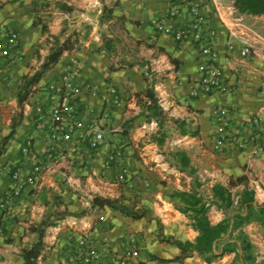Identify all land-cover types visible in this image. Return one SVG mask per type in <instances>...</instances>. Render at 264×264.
<instances>
[{
    "label": "crops",
    "instance_id": "crops-1",
    "mask_svg": "<svg viewBox=\"0 0 264 264\" xmlns=\"http://www.w3.org/2000/svg\"><path fill=\"white\" fill-rule=\"evenodd\" d=\"M213 1L221 5L220 17L213 12ZM202 2L204 21L215 30L213 45L231 87L227 93L191 95L198 77L194 44L189 40L174 42L153 31L152 18L170 19L176 26L187 23L191 15L186 5L171 15L166 0H110L111 17L104 23L107 0H0V140L16 120L14 134L0 155V196L9 188L13 169L28 172L34 163L44 168L37 184L23 187L0 213V264L23 263L21 250L38 237L31 227L45 218L53 224L45 228L37 264H65L68 252L84 235L95 243L108 238L109 254L118 252L127 237H135L139 264L242 263L236 261L233 251L208 261L197 252L175 260L180 248L162 239L193 240L197 234L177 208L180 199L173 195V191L190 189L193 182L170 158L168 152L175 148L189 157L200 183L196 190L202 196L209 197L216 182L228 186L232 193L246 184L253 189L254 205L264 203V16L238 11L234 0ZM37 19L45 23L46 31L42 32ZM111 22L144 45L140 51L146 60L143 64L127 58L116 62L114 45L103 43V27ZM232 30L235 36L230 34ZM11 32L18 35L16 47L8 44ZM68 35L69 48L19 105L22 77L39 67L53 36L62 41ZM246 45L249 53L242 56L240 50ZM74 59V82L80 87L75 118L89 127L92 118L106 108L103 95L110 88L118 94L117 104L107 107L109 117L97 118L94 129L103 132V141L96 146L77 128L66 138L54 139L49 134V89L61 84V75ZM147 83L153 85L163 109L160 126L155 118L146 119V98L138 94ZM218 105L228 108L230 127L239 135L248 139L253 131L258 134L261 152L255 153L251 143L243 149H212L215 125L211 110ZM254 114L259 121L253 127L250 120ZM27 141L30 151L24 154L21 148ZM112 144L123 150L122 164L128 170L125 181L116 180L114 165L104 164ZM239 177L242 180H236ZM95 195L145 214L133 218L99 206L93 203ZM207 215L215 223L224 212L211 205ZM242 229L252 244L255 262H264V225L251 220Z\"/></svg>",
    "mask_w": 264,
    "mask_h": 264
},
{
    "label": "built area",
    "instance_id": "built-area-1",
    "mask_svg": "<svg viewBox=\"0 0 264 264\" xmlns=\"http://www.w3.org/2000/svg\"><path fill=\"white\" fill-rule=\"evenodd\" d=\"M170 4V14L176 15L180 5H186L191 15L190 20L182 26H176L170 19L152 18L150 24L154 33L169 36L174 42H183L189 40L194 44L198 58L196 62L197 79L194 81L190 94L197 96L199 94L227 93L231 87L226 79L223 65L219 61V53L213 45L215 30L208 26L204 21V15L201 12L202 0H166ZM220 3L213 1V12L220 17ZM240 24V23H236ZM230 34L235 36L232 30ZM256 36H258L256 34ZM246 40V39H244ZM19 38L16 32H11L8 37V44L16 47ZM233 47L232 42L228 43V48ZM18 53V52H17ZM249 53V46H244L240 50L242 56ZM20 58V56H17ZM77 73V61L74 59L71 65L61 75V84L50 86L49 89V134L51 138H66L72 128L81 130V136L90 137L91 145H99L103 141V132L100 129H94L98 125V119L106 120L109 117L108 108L117 104L119 98L116 90L110 88L103 95V103L106 108L100 110L92 118L88 127L85 123L75 118L78 102L77 96L80 93V87L75 84L74 77ZM90 90H94L92 87ZM108 107V108H107ZM92 111V109H88ZM215 129L212 133V149L222 150L224 147L237 149L245 148L249 143L253 144L254 152L262 151V146L258 140V134L253 131L248 139H245L230 127V112L225 106H215L211 110ZM252 126H256L259 121L258 115L251 117ZM42 124H38L42 127ZM24 154L30 151V142L27 141L21 148ZM123 150L120 146L112 144L104 161L105 165L116 167V180L125 181L128 177V170L122 164ZM44 168L40 164L34 163L28 172L20 168H15L10 174V185L4 195L0 196V213L6 209L11 200L19 195L25 186H35ZM108 238H102L100 243H95L88 236H80L73 249L68 252L65 264H139L140 253L133 236H129L126 242L120 246L118 252L109 254Z\"/></svg>",
    "mask_w": 264,
    "mask_h": 264
},
{
    "label": "trees",
    "instance_id": "trees-1",
    "mask_svg": "<svg viewBox=\"0 0 264 264\" xmlns=\"http://www.w3.org/2000/svg\"><path fill=\"white\" fill-rule=\"evenodd\" d=\"M234 6L240 12L264 16V0H234ZM59 7L67 10L69 8L63 4H60ZM104 9L106 7H103ZM106 11V18L109 19L112 7H108ZM35 22L41 25L42 32L47 30L45 23L41 22L40 19L35 20ZM52 40L50 50L44 56L39 67L30 75L22 77L18 90L19 105L27 98L31 87L39 81L43 74L57 62L63 51L71 45L70 35L62 41H60L59 36H53ZM103 43L106 46H110L111 44L109 39H105ZM131 64L128 63V65ZM138 94H142L146 98L144 103L146 119L149 120L153 117L160 126L164 113L162 107L158 104V98L155 95L153 85L147 83L146 87ZM174 121L180 123L177 119H174ZM15 126L16 120H13L9 132L0 140V155L5 151L8 140L14 134ZM168 154L181 171H185V173L193 178L190 189L173 191V195H176L181 201V205H178L177 208L188 217L189 224L197 231L193 240H180L173 237L162 238L180 248V255L174 259L177 260L193 252H197L208 261L226 251H233L236 261L238 262L241 259V264H264L262 261L255 262L252 244L249 241L248 235L242 229V226L251 220H257L260 224L264 225V203L254 205L253 189L248 188L244 184V187L240 191L232 193L228 186L216 182L211 185L210 195L206 198L196 190L200 183L196 178L195 169L190 164L189 157L185 151L175 148L169 151ZM236 180L240 181L242 179L239 177ZM262 188L264 189V185ZM93 203L99 206L106 205L133 218L141 217L145 214L144 211L131 209L126 204L110 197L95 195ZM211 205L221 208L224 212L223 217L215 223H212L207 215V211ZM51 224H53V221L45 218L31 227V229L37 232L38 237L29 247L21 250V256L23 257L22 264H37L38 257L42 255L44 248L43 236L45 228ZM217 250L219 251L217 252Z\"/></svg>",
    "mask_w": 264,
    "mask_h": 264
},
{
    "label": "rangeland",
    "instance_id": "rangeland-1",
    "mask_svg": "<svg viewBox=\"0 0 264 264\" xmlns=\"http://www.w3.org/2000/svg\"><path fill=\"white\" fill-rule=\"evenodd\" d=\"M109 4L110 0H107V5H105L106 9ZM103 19H105L103 22L107 23L106 15L103 16ZM103 37L109 39L111 43L110 45H114L113 55L117 58L116 62H118L121 58H127L128 61L138 62L141 64L146 61L144 56L140 54L141 49L145 48L144 45L129 37L125 31L119 27L117 22H111L107 24V26L103 27ZM168 147H165V149H169Z\"/></svg>",
    "mask_w": 264,
    "mask_h": 264
}]
</instances>
